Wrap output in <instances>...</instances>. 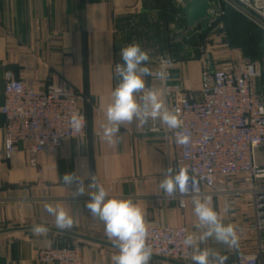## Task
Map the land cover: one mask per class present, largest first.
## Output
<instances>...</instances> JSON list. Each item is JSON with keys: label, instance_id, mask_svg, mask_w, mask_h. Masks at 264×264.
<instances>
[{"label": "crops", "instance_id": "obj_1", "mask_svg": "<svg viewBox=\"0 0 264 264\" xmlns=\"http://www.w3.org/2000/svg\"><path fill=\"white\" fill-rule=\"evenodd\" d=\"M157 0H0V109L3 106L4 74L28 83L35 91L49 86L70 87L82 93L86 137L67 140L55 155L36 156L37 167L29 165L22 146L10 161L1 157L3 117L0 114V264H40L39 250L79 244L85 264H113L118 249L104 234V224L86 208V193L73 196L77 183L66 185L62 177L74 173L85 187L90 177L105 188L109 197L132 199L145 211L147 225L181 227L198 222L193 200L180 210L159 187L168 169L165 141L160 135L143 134L134 121L121 126L118 143L109 145L101 139L107 123L102 104L112 100L118 83L115 65L120 49L138 42L148 51V66L156 72L158 52L149 42V27L159 25L172 35L188 29L187 24L163 22L162 6ZM171 4L175 0H161ZM174 24L176 31L170 32ZM177 42V40H176ZM180 52V51H179ZM192 56H194V53ZM169 82L197 93L200 87L198 61L177 62L168 70ZM151 77L146 78V85ZM212 206L225 224L235 226L237 244L233 247L210 237L200 247L211 249L232 262L246 245V227L237 212L239 204H230L221 196H211ZM62 207L74 218L70 230L55 226V217L45 211V204ZM229 211L224 212L225 205ZM43 224L49 231L37 236L31 231ZM152 262H161L151 258ZM193 264V261L191 262Z\"/></svg>", "mask_w": 264, "mask_h": 264}, {"label": "built area", "instance_id": "obj_2", "mask_svg": "<svg viewBox=\"0 0 264 264\" xmlns=\"http://www.w3.org/2000/svg\"><path fill=\"white\" fill-rule=\"evenodd\" d=\"M187 1L175 0V21L183 19L181 9ZM207 1L209 21L182 30L181 39H188L187 31L191 37L214 31L223 16L222 3L239 11L264 32V0ZM169 31H176V26L172 24ZM195 48L200 65L197 93L180 84H171L169 80L161 82L155 75L150 76L151 82L145 88V91L156 89L160 92L168 109L179 113L182 127L169 130L155 122L142 127V133L162 136L168 168L187 167L189 176L196 177L197 182L190 180L186 193L177 191L169 196L180 210L185 209L193 196L217 195L230 205L244 202L254 246L228 264H264V66L246 56L235 62L217 60L208 52L205 43ZM161 59H170L167 71L177 63L170 54L159 55L154 60L156 71ZM3 80L4 102L0 114L3 117L1 157L4 161H10L22 146L29 165L37 167V155H55L63 142L86 137L84 108L87 99L82 93L70 87L55 86L35 91L10 71L5 72ZM73 113L83 116V127L78 132L70 125ZM177 132L188 136V143L178 145ZM197 223L181 227L148 225L147 243L152 248V257L161 261L151 264H170V261L191 264L192 249L185 247L182 241L190 233L197 237L201 234L195 227ZM212 259L210 257V261ZM36 261L40 264H85L79 244L39 250Z\"/></svg>", "mask_w": 264, "mask_h": 264}, {"label": "clouds", "instance_id": "obj_3", "mask_svg": "<svg viewBox=\"0 0 264 264\" xmlns=\"http://www.w3.org/2000/svg\"><path fill=\"white\" fill-rule=\"evenodd\" d=\"M121 62L115 65V76L118 83L111 92L112 100L104 106L107 123L103 128L101 139L111 146L118 143L120 128H127L134 121L136 128L149 127L152 123L159 122L169 130L180 129L183 121L178 112L170 111L165 104L160 92L156 89L146 88V78L155 75L161 82L169 78L167 71L170 59H161L160 68L153 73L148 66L150 56L148 51L142 49L138 42H133L120 49ZM143 93V94H141ZM264 110V109H262ZM72 129L78 132L83 127V116L73 113L70 118ZM189 137L180 132L176 134V143H188ZM66 185L77 183L73 196L84 195L87 191L90 199L86 208L93 218L104 224V234L118 249L112 256L113 264H150L152 248L147 243L148 225L145 211L132 199L109 197L108 192L97 181L95 175L90 177L87 189L82 179L74 173H66L62 177ZM196 183V177L189 176L187 167L178 170L169 167L159 187L166 196H172L177 191L186 193L189 182ZM193 212L198 219L195 227L201 230L197 237L190 233L182 241L183 245L192 249L191 260L193 264H223L226 257L208 248H201L200 244L214 237L217 242L233 247L237 244L235 226L225 224L223 217L214 210L211 196H193ZM45 211L55 217V226L60 230H70L74 226L73 215L62 207L45 204ZM229 211L225 205L224 212ZM34 235H46L49 229L43 224L34 225L31 229ZM210 257L213 258L210 261Z\"/></svg>", "mask_w": 264, "mask_h": 264}, {"label": "rangeland", "instance_id": "obj_4", "mask_svg": "<svg viewBox=\"0 0 264 264\" xmlns=\"http://www.w3.org/2000/svg\"><path fill=\"white\" fill-rule=\"evenodd\" d=\"M222 9L223 16L218 20L214 31L211 33H202L200 36L191 37L189 36L190 32L187 31L188 39H181L180 35L182 33L170 37L175 43L176 40L180 43L182 41L185 42L183 49H181L180 52H178L177 57L174 58L175 62L185 63L188 61H197L198 54L195 51V47L202 43H205L208 52L217 60L235 62L248 55L249 51L245 43L246 32L255 31L262 35H264V32H262V30L253 24L247 17L226 3H222ZM191 51L194 53V56H192L193 54H191ZM195 55L197 57H195ZM236 204H239L237 212L240 215L244 227H246L244 233L246 245L242 249V253H246L254 246L253 237L248 230L249 220L244 202L237 201Z\"/></svg>", "mask_w": 264, "mask_h": 264}, {"label": "trees", "instance_id": "obj_5", "mask_svg": "<svg viewBox=\"0 0 264 264\" xmlns=\"http://www.w3.org/2000/svg\"><path fill=\"white\" fill-rule=\"evenodd\" d=\"M158 5H163L162 13H163V22L170 23L172 22L174 16H175V9L174 7L167 3L162 4L161 0H157L156 2ZM181 23L186 25L185 21L183 19L180 20ZM163 27V26H162ZM159 25H152L148 29V33H150L149 36V42L151 43V47L155 48L158 52H166L167 54H170L173 58H176L178 55V52L183 49V45L185 42H177L175 43L170 38V33H168L167 29H163ZM262 38H264V35L258 34L255 31H247L245 34V43L248 47V55L246 57H249L253 60H258L261 62L262 66H264V52L259 50V43L261 42ZM193 41V40H192ZM195 57H197L195 55Z\"/></svg>", "mask_w": 264, "mask_h": 264}, {"label": "water", "instance_id": "obj_6", "mask_svg": "<svg viewBox=\"0 0 264 264\" xmlns=\"http://www.w3.org/2000/svg\"><path fill=\"white\" fill-rule=\"evenodd\" d=\"M210 4L207 0H189L185 2V6L181 9L183 20L187 24L188 28H192L194 25L201 21H209V15L207 14ZM259 50L264 52V38L258 45ZM156 259V258H155ZM170 264H182L178 262L170 261Z\"/></svg>", "mask_w": 264, "mask_h": 264}]
</instances>
